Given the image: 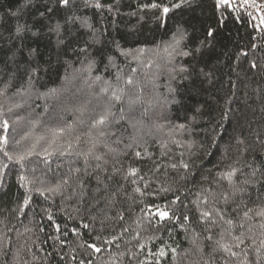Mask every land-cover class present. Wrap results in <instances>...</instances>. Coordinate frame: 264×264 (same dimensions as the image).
Masks as SVG:
<instances>
[{
  "label": "trees",
  "instance_id": "trees-1",
  "mask_svg": "<svg viewBox=\"0 0 264 264\" xmlns=\"http://www.w3.org/2000/svg\"><path fill=\"white\" fill-rule=\"evenodd\" d=\"M95 2L0 0V264H264V49L240 1L163 0V22Z\"/></svg>",
  "mask_w": 264,
  "mask_h": 264
},
{
  "label": "snow or ice",
  "instance_id": "snow-or-ice-1",
  "mask_svg": "<svg viewBox=\"0 0 264 264\" xmlns=\"http://www.w3.org/2000/svg\"><path fill=\"white\" fill-rule=\"evenodd\" d=\"M33 3V0H23V3L21 4V9H26L28 7H30ZM248 3V0H245V4ZM253 3H255V0H253ZM71 4V0H55L54 3V7L56 8L57 11H59L60 9H68L70 7ZM216 4L218 8H224L226 10H232L236 4V0H216ZM251 6V5H249ZM93 7H95L98 10L103 9L104 5L100 2V0H96V2L94 3ZM145 7L156 10L160 13V15L157 17V19H160L162 22L164 21V18L167 17L169 11H170V7L168 4L163 3V0H151V2L147 5H145ZM171 7H179L178 4H173L171 5ZM260 7H264V5H260ZM46 11H52V8H48L46 9ZM109 11H111V9H109ZM18 12H14L13 15H18ZM41 15H43V13H41ZM70 19H75V17H71ZM262 23H264V21H262ZM81 25L83 27H91V25L88 23L87 20H84L81 22ZM26 30V26L25 25H19L17 24L16 26V34L20 35L22 34L24 31ZM53 31H56L57 33H59L60 30V25L57 24L55 26L54 29H51ZM208 35H212V32L209 31ZM181 38H183L182 34H181ZM60 43H62V41H60ZM83 51V49H81ZM184 55H187V53H183ZM246 55V53H245ZM253 68L256 67L255 64L252 65ZM128 83H132L131 80L128 81ZM98 123L101 125H104L106 123V117L102 116L99 120ZM4 129L5 131L7 130V122L4 123ZM3 143H7V140L4 139ZM5 155H8L7 152H5ZM137 155H139V153H137ZM25 157H21L20 159L23 160ZM9 159H11V157H9ZM97 159H99V157H97ZM6 166V165H5ZM184 167L186 168L187 165H184ZM133 175H135V172L132 173ZM232 176V173L228 174V178L230 179ZM69 180L68 179H64L62 181V184H68ZM155 215L159 216L160 219H165L169 217V213L168 211H161L160 209H157ZM203 216H208L209 213L204 212L202 213ZM258 215L260 216H264V211H261L260 213H258ZM185 219H187V217H185ZM229 224H231V221H228ZM241 227H243V225H241ZM262 227H264V225H262ZM209 239H211V237H209ZM239 240L240 243H243V240L240 239L239 237L237 238ZM264 243V242H262ZM89 247L93 248L94 251L99 252L100 249L97 248L95 245H89ZM220 247L222 249H224L225 251H229V248L226 245L220 244ZM236 247H239V244L236 245ZM163 255V252L161 253ZM231 255L233 257L236 256L235 252H231Z\"/></svg>",
  "mask_w": 264,
  "mask_h": 264
},
{
  "label": "built area",
  "instance_id": "built-area-1",
  "mask_svg": "<svg viewBox=\"0 0 264 264\" xmlns=\"http://www.w3.org/2000/svg\"><path fill=\"white\" fill-rule=\"evenodd\" d=\"M239 1L248 16V27L256 33L254 38L258 35L261 36L264 49V23H262L264 21V7H260V5H264V0H255V3H253V0H248L247 4H245V0Z\"/></svg>",
  "mask_w": 264,
  "mask_h": 264
}]
</instances>
